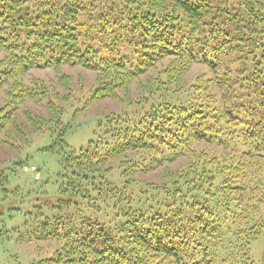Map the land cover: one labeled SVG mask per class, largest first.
I'll list each match as a JSON object with an SVG mask.
<instances>
[{"label":"trees","instance_id":"obj_1","mask_svg":"<svg viewBox=\"0 0 264 264\" xmlns=\"http://www.w3.org/2000/svg\"><path fill=\"white\" fill-rule=\"evenodd\" d=\"M65 65L95 73L74 116L104 99L122 104L79 150L64 142L76 100L69 78L59 77L65 95L22 79ZM194 65L205 70L188 81ZM150 71L132 99L130 85ZM0 91V148L22 151L47 135L42 150L58 156L57 196L25 229L56 248L30 264H255L250 247L264 236V0H0ZM28 102L48 116L24 109ZM174 163L159 182L137 178ZM23 165L0 170L3 198L15 196L10 181Z\"/></svg>","mask_w":264,"mask_h":264},{"label":"rangeland","instance_id":"obj_2","mask_svg":"<svg viewBox=\"0 0 264 264\" xmlns=\"http://www.w3.org/2000/svg\"><path fill=\"white\" fill-rule=\"evenodd\" d=\"M166 62L167 60L163 61ZM204 70L203 66H192L187 80H191ZM152 74L153 71H150L132 82L129 88L132 99L140 95V85L145 82L146 76ZM61 75L69 78V87L76 99L71 106L66 107L67 113L63 117L64 122L70 123L72 128L64 136V142L69 148L79 150L94 138L98 121L103 116L119 112L122 104L104 99L74 116L73 111L80 109L86 99L85 96L95 85V73L81 67L65 65L58 72L53 69L31 70L22 79L25 83L32 78L40 79L60 95H65V89L59 83ZM3 100L4 93L0 91V103ZM24 109L40 117L48 116L43 108L30 102L25 103ZM17 120L26 126V131H29V126L21 113L18 114ZM49 144L50 140L45 135L33 136L29 144L23 145L22 151L6 146L0 148V170L10 167L15 162H24L23 166L17 168L16 178L10 181V186L16 188L15 196L8 195L3 198V195H0V264H30L51 256L56 248L55 243L30 241L25 234V229L29 230L31 221L37 216L34 210L40 207L43 200L53 201L57 196L60 173L58 156L42 150ZM177 165L178 163L170 164L137 178L146 182H159L165 168L174 169ZM35 176L39 177V180L35 181ZM42 211L46 213L45 208H42ZM19 236H22L24 241H19ZM250 256L255 264H264V236L252 242Z\"/></svg>","mask_w":264,"mask_h":264},{"label":"built area","instance_id":"obj_3","mask_svg":"<svg viewBox=\"0 0 264 264\" xmlns=\"http://www.w3.org/2000/svg\"><path fill=\"white\" fill-rule=\"evenodd\" d=\"M32 168H33V167H32ZM34 169H35V168H34ZM35 179L37 180V179H38V177H36V176H35Z\"/></svg>","mask_w":264,"mask_h":264}]
</instances>
